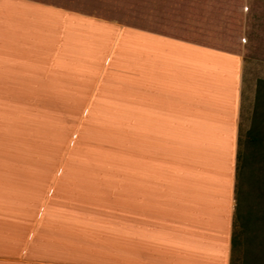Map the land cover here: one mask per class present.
Instances as JSON below:
<instances>
[{"label":"crops","instance_id":"0c3cea01","mask_svg":"<svg viewBox=\"0 0 264 264\" xmlns=\"http://www.w3.org/2000/svg\"><path fill=\"white\" fill-rule=\"evenodd\" d=\"M72 18L0 1V264H231L262 80L242 54Z\"/></svg>","mask_w":264,"mask_h":264},{"label":"rangeland","instance_id":"374dc122","mask_svg":"<svg viewBox=\"0 0 264 264\" xmlns=\"http://www.w3.org/2000/svg\"><path fill=\"white\" fill-rule=\"evenodd\" d=\"M9 1L41 4L43 9L70 15L73 20L84 19L92 27L160 34L242 54L248 78L264 81V0ZM27 108L33 112L29 110L31 107ZM240 140V195L243 212L249 220L234 264H264L263 83L254 108L244 113ZM120 161L129 164V153H122ZM118 174L121 178L115 188L125 193L130 188V170L123 166Z\"/></svg>","mask_w":264,"mask_h":264},{"label":"trees","instance_id":"16d2710c","mask_svg":"<svg viewBox=\"0 0 264 264\" xmlns=\"http://www.w3.org/2000/svg\"><path fill=\"white\" fill-rule=\"evenodd\" d=\"M264 83L263 81H261ZM260 82V83H261ZM241 152L238 154V164H237V184H236V212L234 219V231L232 235V261L234 264L236 259V254L243 244L245 239V233L247 228V222L249 220L248 215L244 214L241 201V189H240V173H241Z\"/></svg>","mask_w":264,"mask_h":264}]
</instances>
